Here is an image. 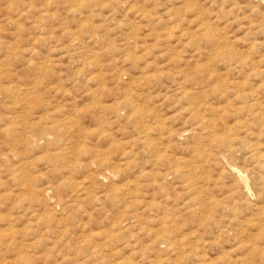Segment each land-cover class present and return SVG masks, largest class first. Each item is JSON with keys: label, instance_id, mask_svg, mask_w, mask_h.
I'll list each match as a JSON object with an SVG mask.
<instances>
[{"label": "rangeland", "instance_id": "1", "mask_svg": "<svg viewBox=\"0 0 264 264\" xmlns=\"http://www.w3.org/2000/svg\"><path fill=\"white\" fill-rule=\"evenodd\" d=\"M0 264H264V0H0Z\"/></svg>", "mask_w": 264, "mask_h": 264}, {"label": "bare ground", "instance_id": "2", "mask_svg": "<svg viewBox=\"0 0 264 264\" xmlns=\"http://www.w3.org/2000/svg\"><path fill=\"white\" fill-rule=\"evenodd\" d=\"M23 95H24V94H23ZM24 98H25V97H24ZM24 98H23V99H24ZM21 99H22V98H21ZM20 143H21V142H20Z\"/></svg>", "mask_w": 264, "mask_h": 264}]
</instances>
